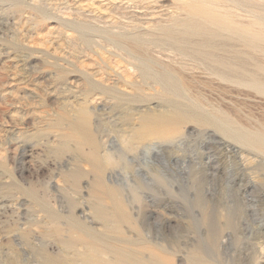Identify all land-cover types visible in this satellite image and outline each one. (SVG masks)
<instances>
[{
    "label": "rangeland",
    "instance_id": "374dc122",
    "mask_svg": "<svg viewBox=\"0 0 264 264\" xmlns=\"http://www.w3.org/2000/svg\"><path fill=\"white\" fill-rule=\"evenodd\" d=\"M212 1L182 0L203 12ZM176 5L0 0V264H72L65 252L96 247L85 226L105 236L112 264H264V154L180 115L157 118L160 85L132 88L137 52L112 39L141 38L145 55L177 68L176 51L149 42L185 16ZM182 77L239 123L264 119L254 89L201 66ZM132 94L151 111L140 127L132 115L135 132L153 134L128 149L118 127L128 103H143Z\"/></svg>",
    "mask_w": 264,
    "mask_h": 264
},
{
    "label": "bare ground",
    "instance_id": "6f19581e",
    "mask_svg": "<svg viewBox=\"0 0 264 264\" xmlns=\"http://www.w3.org/2000/svg\"><path fill=\"white\" fill-rule=\"evenodd\" d=\"M210 4L212 8L203 12L204 9L199 10L197 7L195 8L198 10H194V4L186 5L182 0H178L176 6L181 11L185 10V16L174 18L172 24L162 26L158 37L149 40L150 43L172 48L176 51L175 54L179 58L176 61L177 68L168 63H159L145 55L141 38L116 35L112 39L120 44L131 41L137 52L135 55L136 68L139 72L140 81L138 83L130 82L132 88H142L150 82L160 85L161 92L157 96L158 105L155 104L157 106L155 109L157 118L171 120L176 115H180V117L213 127L216 131L234 139L242 146L264 154V119L251 120L248 124L239 123L232 118V114L230 117L229 113L227 114L224 110L206 106L200 99L192 97L188 93L189 84L182 77L184 71L191 67L199 68L201 66L214 74L217 79L250 87L264 98V31L254 30L255 24L259 26V29L264 28V0H218L217 3L212 1ZM224 8L226 10L234 8L239 12L223 11ZM255 8H259L256 13L253 12ZM196 15L203 17L204 21L197 22ZM234 15L239 19H235ZM247 16L254 20H243ZM197 19L199 20V18ZM128 52L130 51L128 50ZM108 90L110 91V88H106L102 92L107 93ZM175 92L180 95L179 99L171 97ZM129 99L143 103L139 106H132L128 103L127 108H125L126 111L122 115L121 125L118 127L122 139L126 141L125 147L128 149L135 147L140 140L153 134L152 131L135 132L138 126L140 127V122L144 116L151 112L148 106L149 99L135 94ZM135 114L139 115L138 126L133 122L132 115ZM80 121L77 118L73 119L71 121L72 126L76 128ZM169 130L172 131V129ZM84 131L85 133L90 132L89 128H85ZM115 193L119 199L117 200L118 203L121 204V190L116 188ZM93 209L95 216L101 213L100 209L96 207ZM84 228L85 233L95 242L96 247L85 248L82 251L74 248L73 252L64 253L66 260L72 264H112L109 259H105L102 255V252L105 251L112 252L104 244L105 236L100 232H95L91 227L85 226ZM142 238V234L139 233V239ZM124 242H128V238ZM125 253L120 249L114 251L115 255L120 256L125 255ZM43 259L51 264L50 259L46 256ZM189 259L193 260L191 257ZM151 261V259L148 260V262Z\"/></svg>",
    "mask_w": 264,
    "mask_h": 264
}]
</instances>
